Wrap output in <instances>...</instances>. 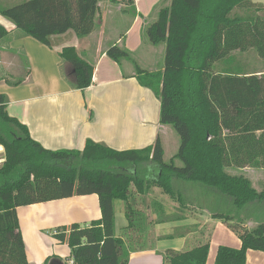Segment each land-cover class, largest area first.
<instances>
[{
    "label": "trees",
    "instance_id": "obj_1",
    "mask_svg": "<svg viewBox=\"0 0 264 264\" xmlns=\"http://www.w3.org/2000/svg\"><path fill=\"white\" fill-rule=\"evenodd\" d=\"M99 2L23 0L0 4V13L24 34L50 46L52 35L72 29L86 37L96 30ZM123 3L133 6L134 0ZM239 9L251 11L243 16L236 13ZM263 9L252 0L166 3L143 28L150 44L166 45L163 71L142 68L125 45L108 46L106 53L120 64L133 63L140 84L159 98L160 122L171 125L180 140L170 160L164 159L160 137L142 149L116 150L92 139L82 151L47 149L32 138L25 123L9 114V98L0 92V264H30L18 207L88 194L98 195L102 217L55 227L51 235L69 246L76 264H130V253L147 246L148 229L140 221L148 220L138 207L146 200L142 196L139 202L137 195L158 188L169 201L186 208L183 184L176 187L177 180L195 182L204 193L213 194L217 206L206 208L242 241L239 248L220 245L215 264H246L248 250L264 252V221L250 229L243 219L235 222V214L219 208L233 204L240 211L264 203V184L258 190L244 174L228 171L264 169V70L246 72L234 56L235 51L254 49L264 60V16L258 14ZM8 34L0 24V40ZM60 56L73 66L76 89L92 84L95 65L75 46L64 47ZM116 200L126 203L129 223L124 236L116 235ZM204 236L183 251H167L164 264H207L212 231Z\"/></svg>",
    "mask_w": 264,
    "mask_h": 264
},
{
    "label": "crops",
    "instance_id": "obj_2",
    "mask_svg": "<svg viewBox=\"0 0 264 264\" xmlns=\"http://www.w3.org/2000/svg\"><path fill=\"white\" fill-rule=\"evenodd\" d=\"M110 1L117 3L110 10L107 9V12L103 9L105 1L99 2L101 10L97 21L103 30L97 27L88 36L79 37L70 29L65 33L50 36V46L24 34L0 13V24L9 31V34L0 40V92L9 98V114L25 123L32 138L47 149L82 151L88 139L116 150L142 149L153 145L160 137L165 151L164 159L168 150L174 153L172 158L179 149L180 140L171 125L160 122L159 98L152 89L140 84L133 63L123 61L120 64L106 53L110 44L125 43V47L134 54L138 44L131 41L133 30L139 26L142 32L143 26L156 18L162 3L166 4L171 0H148L152 5L156 3L155 12L148 18L144 15V0H134L133 6L123 3L124 0ZM114 8L120 13V23L128 21V24L126 30L119 32V38H108L105 37V32L115 31L116 24L107 21ZM104 11L107 13L106 17ZM97 32H100L98 37L101 47L95 40L98 38ZM146 41L143 39L144 44L148 45L143 46L148 47V50L155 53L156 47L160 48V54L165 56V43L153 45ZM66 46H75L81 57L95 65L93 82L84 90L74 87L73 66L60 56ZM145 69L152 72L163 71L164 62L157 70ZM261 71L257 70V73L260 74ZM17 80L23 82L20 85L11 83ZM3 158L4 147L0 144V165ZM182 184L181 190L188 203L186 208L169 201L158 188L154 189V193L137 195L139 202L142 196L146 200V205L141 203L142 206L138 207L148 220L140 221L144 222V228L148 229V235L144 236L147 246L130 253V264H164L167 251H183L203 239L204 232L207 235L210 231L212 236L207 264H215L220 245L241 247L242 241L236 233L223 221L214 219L206 208L208 205L217 206L211 193L195 189L189 181ZM161 202L166 206L165 211L161 208ZM17 211L30 264H37L32 257L36 255L37 244L43 239L45 244L54 246H44L42 249V244L40 245L39 251L42 252L37 255L41 259L39 264H69V246L64 244L65 250L56 254L58 251L54 247L62 243L49 234L51 229L72 223H88L102 217L97 194L76 195L20 206ZM115 217L116 235L124 236L129 223L125 201H115ZM145 231L143 233H146ZM223 235L231 236L232 242H226ZM127 236L129 235L124 238ZM131 236L136 237L137 234ZM45 257L52 259L50 262H41ZM246 264H264V252L248 250Z\"/></svg>",
    "mask_w": 264,
    "mask_h": 264
},
{
    "label": "rangeland",
    "instance_id": "obj_3",
    "mask_svg": "<svg viewBox=\"0 0 264 264\" xmlns=\"http://www.w3.org/2000/svg\"><path fill=\"white\" fill-rule=\"evenodd\" d=\"M100 1H102V0H100ZM104 1L105 2H103V7H104L103 9L106 12H107V9L110 10L117 3V2L110 1V0H104ZM144 1H145L144 8L146 11V13L144 12V15L147 16V18H148L150 15L153 14V12H155L154 7H155L156 3H154L152 5V2H150L148 0H144ZM252 1L257 2V3H262L264 5V0H252ZM20 2H22V1H9L8 3H2L0 1V4L1 5L8 4L10 6V5L18 4ZM164 5H165V3L161 7H163ZM100 10H101V8H100ZM105 11L103 12L104 17L107 16V13H105ZM250 11L251 10H249V9H239V10H237L236 13L239 15L246 16V15L250 14ZM119 14H120L119 11H117L116 8H114V12L110 14L111 16L107 19V21H110V22L116 24L115 31L109 32L107 30V32H105V34H104L105 37L110 38L113 36L114 38H119L120 37L119 32L121 30H126L125 28L128 24V21L120 23L119 18H121V17H119ZM258 14L264 16V9H263V11L258 12ZM123 20H127V19H123ZM152 20L153 19H151V21ZM151 21L149 20L148 23ZM98 28L100 29V28H102V26L99 25ZM100 30H103V28ZM98 33H100V32H97L96 37H98ZM143 39L145 41L147 40L145 33H144V30H142V32H141L140 28L138 26L135 30H133V32L131 34V41L133 42V44H136V45L138 44V47H137L135 53L133 54V57L135 58V60H137V62L140 64V66L142 68H156V70H157L160 67V64H163V62H164L163 61L164 55H162V53L160 54V48H157V47L155 49V53H152L150 50H148V47L143 46L146 44V43L144 44ZM95 40H96V43L98 42L97 44L99 45V47H101L99 37L96 38ZM127 43H128V41H127ZM124 44L125 43H122V46H124ZM146 45H148V44H146ZM234 56L236 57V59H235L236 62H240L243 65V68H246V69H244V71H246V72H254V71L257 72V70H262V71L264 70V60L258 56V54L256 53V51L254 49H249V50L244 51V52L235 51ZM173 154L174 153H172L170 150H168V153H166V155H165V159L168 160L169 158H171V156ZM228 171L232 174H244L246 177H248L252 181L253 185L257 189L261 188L262 185L264 184V169L255 168V167H246V168H232V169H228ZM184 182L185 181H183V180H177L175 182V185H176V187H178V186L182 185V183H184ZM189 183L191 186H193L197 190L203 189L200 184H197L195 182H189ZM219 208H222L220 210L223 212L235 214L237 216L236 219L234 220L235 222L243 219V221H241V222H243L250 229L255 227L258 223L264 221V203L254 202V203L247 205L246 207H244L240 211H238L233 204H229V205L227 204V205H225L223 207H219ZM182 212H183V210L180 211V213H182ZM175 214H177V213H175ZM244 218H245V220H244ZM49 234L51 235V233H49ZM219 236H220V234H219ZM223 237L225 238L226 242H232L231 238H230L231 236H224L223 235ZM51 238H53V237H51ZM216 238H217V235H216ZM44 242H45V240L43 239L40 244H37L36 255L34 257H32L34 262H36L37 264H39V262H40L39 260H41L40 257H37L38 252H42V250L39 251L40 245L42 244L41 245L42 249L44 246H49V245L45 244ZM230 244H232V243H230ZM53 246L54 245H50L49 247L53 248ZM189 246H191V245H189ZM65 247H66V245H64V244H62V245L59 244L58 246H55L54 249H56L58 251L56 254H59V252L64 251ZM52 255H55V254H52ZM52 257L54 258V256H52ZM47 260L50 262V260L47 259V257H45L41 262L45 263Z\"/></svg>",
    "mask_w": 264,
    "mask_h": 264
},
{
    "label": "built area",
    "instance_id": "obj_4",
    "mask_svg": "<svg viewBox=\"0 0 264 264\" xmlns=\"http://www.w3.org/2000/svg\"><path fill=\"white\" fill-rule=\"evenodd\" d=\"M69 264H76V263H75L74 259H70Z\"/></svg>",
    "mask_w": 264,
    "mask_h": 264
}]
</instances>
